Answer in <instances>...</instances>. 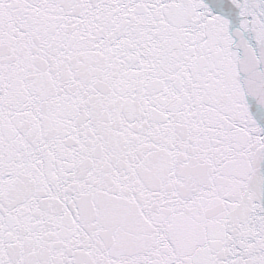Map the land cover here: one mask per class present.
Wrapping results in <instances>:
<instances>
[{"label":"snow or ice","instance_id":"1","mask_svg":"<svg viewBox=\"0 0 264 264\" xmlns=\"http://www.w3.org/2000/svg\"><path fill=\"white\" fill-rule=\"evenodd\" d=\"M0 264H264V0H0Z\"/></svg>","mask_w":264,"mask_h":264}]
</instances>
